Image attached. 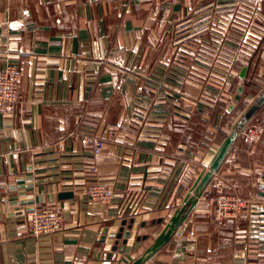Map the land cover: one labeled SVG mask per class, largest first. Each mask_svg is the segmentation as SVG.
Segmentation results:
<instances>
[{"label":"crops","instance_id":"crops-1","mask_svg":"<svg viewBox=\"0 0 264 264\" xmlns=\"http://www.w3.org/2000/svg\"><path fill=\"white\" fill-rule=\"evenodd\" d=\"M251 13L254 33L245 34ZM241 43V62L230 65ZM7 62L19 70L21 103L0 112V264H101L104 250L118 254L114 264H130L258 97L264 0H0V70ZM248 123L185 221L144 264H264L263 247L248 236L253 210L215 214L220 193L262 199L264 130L249 143ZM91 134L105 140L97 154L84 142ZM95 179L115 190L111 204L85 195ZM44 205L59 206L62 219L37 237L26 212ZM131 219L127 244L121 238L113 250Z\"/></svg>","mask_w":264,"mask_h":264},{"label":"built area","instance_id":"built-area-1","mask_svg":"<svg viewBox=\"0 0 264 264\" xmlns=\"http://www.w3.org/2000/svg\"><path fill=\"white\" fill-rule=\"evenodd\" d=\"M23 14L27 16L28 10H24ZM239 19V16L232 15L229 20L228 31H232L231 27H235L234 22ZM246 28L243 32L254 33V26L256 17L254 13L247 16ZM243 34H240L242 37ZM244 37L241 38L242 42ZM226 49L222 46L218 54L225 55ZM233 55L230 60H226L230 65L238 63L240 55L245 53L243 43L234 48ZM222 58V57H220ZM232 67V66H231ZM20 95V73L16 64L7 62L6 65L0 70V112L4 114L15 113L20 108L21 103ZM254 117V116H253ZM252 117V118H253ZM264 130V119L261 117L251 119L244 131V138L247 142L252 143L257 141ZM85 145L91 149L93 154L99 153L103 147L105 140L99 135H86L84 137ZM91 169L96 171V167L92 166ZM264 177V172H263ZM261 200L259 202L243 198L238 195L220 193L215 201V214L220 220L227 218L238 217L252 209L254 217L248 225V236L259 246L264 249V181L260 186ZM85 195L92 201L111 204L115 197V190L111 185L106 182L95 179L84 188ZM26 219L28 222V229L30 234L37 237L54 232L62 219V211L56 205L34 206L26 212ZM118 259V254L112 250H104L101 256V264H114Z\"/></svg>","mask_w":264,"mask_h":264},{"label":"water","instance_id":"water-1","mask_svg":"<svg viewBox=\"0 0 264 264\" xmlns=\"http://www.w3.org/2000/svg\"><path fill=\"white\" fill-rule=\"evenodd\" d=\"M248 65H245L241 72L240 76L241 78H245L247 71H248ZM244 85L240 84L237 89V94L234 97L235 101H240L244 92ZM264 104V92H262L256 100L243 112V114L240 116V118L237 120V122L233 125L232 133L227 136L220 146L219 150L215 154L209 170L203 172L200 174L193 185L191 191L185 196L183 200V204L179 206L172 217L170 218L169 222L166 224L164 229L160 232V234L156 237L154 242L140 255L138 256L134 261H132L130 264H144L148 259H150L160 248H162L174 235V233L178 230L179 226L185 221L188 214L191 212L194 205L197 203L198 198L203 194V191L205 187L209 184V182L212 180V177L215 172L218 171L220 168L223 160L225 159L226 155L228 154V151L233 144L236 136L238 135L239 131L244 128L247 123L252 119V117L258 112V110L262 107ZM234 107V103L231 105V108ZM72 192H61L59 194L60 198H65L68 196H72ZM133 222L134 220L131 219L130 223L127 225V230L125 231V225L127 224V221L125 220L123 222V226L120 229V232L117 234V241L116 244L113 247V250L118 249L119 240L123 239V244L126 245L128 242V238L131 235V230L133 228ZM144 238H147V236H144ZM125 246H122L120 250H124Z\"/></svg>","mask_w":264,"mask_h":264},{"label":"rangeland","instance_id":"rangeland-1","mask_svg":"<svg viewBox=\"0 0 264 264\" xmlns=\"http://www.w3.org/2000/svg\"><path fill=\"white\" fill-rule=\"evenodd\" d=\"M256 85H258V86H257L255 92L259 96L262 92H264V76L258 78V84H256Z\"/></svg>","mask_w":264,"mask_h":264}]
</instances>
